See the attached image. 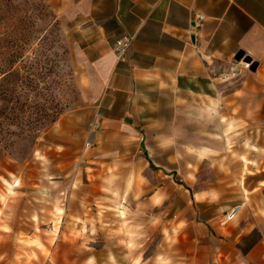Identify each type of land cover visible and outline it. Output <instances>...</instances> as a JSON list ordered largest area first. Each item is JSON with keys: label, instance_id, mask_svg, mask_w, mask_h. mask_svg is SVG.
I'll list each match as a JSON object with an SVG mask.
<instances>
[{"label": "rangeland", "instance_id": "rangeland-1", "mask_svg": "<svg viewBox=\"0 0 264 264\" xmlns=\"http://www.w3.org/2000/svg\"><path fill=\"white\" fill-rule=\"evenodd\" d=\"M0 31V227L11 234H0V264H199L191 192L211 185L220 205L231 201L243 169L230 161L264 146V118L174 120L166 106L145 128L100 135L56 14L41 0H0Z\"/></svg>", "mask_w": 264, "mask_h": 264}, {"label": "crops", "instance_id": "crops-1", "mask_svg": "<svg viewBox=\"0 0 264 264\" xmlns=\"http://www.w3.org/2000/svg\"><path fill=\"white\" fill-rule=\"evenodd\" d=\"M41 1L73 35L98 134L145 128V120L163 119L166 106L174 120L264 118V0ZM193 14L203 16L198 27ZM123 35L132 39L117 60L111 45ZM241 58L251 62L249 69L239 65ZM251 147L230 161L243 169L229 189L230 202L220 205L211 185L191 192L189 237L205 241L199 264H264V167L247 169L263 163V138ZM237 204L239 212L227 218ZM7 209L9 203L0 204V214ZM8 225L0 227L5 243ZM3 260L21 263L15 255Z\"/></svg>", "mask_w": 264, "mask_h": 264}, {"label": "built area", "instance_id": "built-area-1", "mask_svg": "<svg viewBox=\"0 0 264 264\" xmlns=\"http://www.w3.org/2000/svg\"><path fill=\"white\" fill-rule=\"evenodd\" d=\"M202 20H203L202 15L193 14V26L194 27H198ZM131 39H132L131 36L123 35V36L117 38L112 43L111 49L115 53L117 60H123L124 59L126 52H127V49L131 43ZM238 62L242 68L249 69L251 67V62L244 59V58L239 59ZM240 208H241V204H237V205L233 206L230 209V211L227 215V218H229V219L233 218L239 212Z\"/></svg>", "mask_w": 264, "mask_h": 264}, {"label": "trees", "instance_id": "trees-1", "mask_svg": "<svg viewBox=\"0 0 264 264\" xmlns=\"http://www.w3.org/2000/svg\"><path fill=\"white\" fill-rule=\"evenodd\" d=\"M55 117H51L49 119H46V121H41L38 126L40 125H43V124H49V123H52L54 121ZM46 122V123H45ZM41 127V126H40ZM36 129H39V128H36Z\"/></svg>", "mask_w": 264, "mask_h": 264}, {"label": "water", "instance_id": "water-1", "mask_svg": "<svg viewBox=\"0 0 264 264\" xmlns=\"http://www.w3.org/2000/svg\"><path fill=\"white\" fill-rule=\"evenodd\" d=\"M248 60V59H247Z\"/></svg>", "mask_w": 264, "mask_h": 264}]
</instances>
